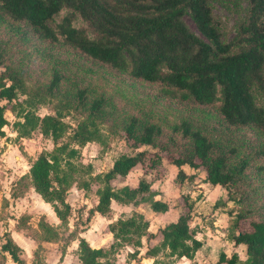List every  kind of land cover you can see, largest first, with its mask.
<instances>
[{
	"label": "trees",
	"instance_id": "1",
	"mask_svg": "<svg viewBox=\"0 0 264 264\" xmlns=\"http://www.w3.org/2000/svg\"><path fill=\"white\" fill-rule=\"evenodd\" d=\"M215 1L218 0H0V33L2 26H9V32L30 35L48 47L64 46L116 74L156 84L159 91L178 102L213 105L226 128L253 133L254 153L264 157V109L254 103L251 92L253 85L264 86V0H245L243 16L227 42L221 39L211 12ZM63 9L66 14L52 25L53 17ZM184 14L200 37L186 27ZM76 15L85 27L72 25ZM5 53V41L0 39V136L8 125L14 139L28 138L38 131L53 145L50 150L38 152L16 182L24 189L30 186L48 203L59 224L51 226L40 218L36 229L23 225L25 232L36 241L60 240L61 254L66 244L76 239L80 264H114L123 245L134 248L129 256L136 261L137 248L142 246L145 258L167 249L170 256L191 259L201 241L189 226L193 201L187 193L181 194V208L173 221L150 231L140 213L120 214L106 225L112 242L90 247L78 235L88 219L94 212L108 216L111 200L132 205L144 201L151 183L160 176L162 156L148 150L121 153L105 171L93 173L89 163L77 161V147L88 142L103 144L102 122L112 129L111 135L120 131L132 149L149 146L165 150V144L173 142V133H178L183 142L176 152L166 156L177 168V185L194 176L186 175L182 165L192 169L200 166L204 172L202 181L225 189L247 178L248 157L235 159L233 148L228 154L219 141L209 139L186 119L171 124L166 141L161 143L163 130L158 124L125 112L115 118L105 109L106 98L88 96L84 88L61 93L62 77L54 68L48 81L31 95L21 69L6 63ZM51 98L57 100L52 106L54 111L38 115L36 105L48 104ZM74 107L80 118L69 133L62 111ZM6 110L15 117L11 124L3 115ZM135 169L139 172L136 182L124 184L126 175ZM71 186L83 196L95 187L96 200L86 210L85 218L75 216L69 228L73 209L65 197ZM169 206L158 199L149 201V208L156 213L167 211ZM242 216L237 213L228 220L227 238L235 246H244L245 258L239 261L235 253L226 258L220 252L215 264H264V217L251 220L249 230L234 233ZM0 238V260L5 254L16 264H42L37 255L26 263L20 248L7 234Z\"/></svg>",
	"mask_w": 264,
	"mask_h": 264
},
{
	"label": "rangeland",
	"instance_id": "2",
	"mask_svg": "<svg viewBox=\"0 0 264 264\" xmlns=\"http://www.w3.org/2000/svg\"><path fill=\"white\" fill-rule=\"evenodd\" d=\"M244 7L245 0H218L211 3V12L216 21L221 39L224 42L230 40L235 33L237 24L243 16ZM66 12L64 9L60 10L53 17L52 25L58 23ZM182 21L189 30L200 37V34L186 14L182 16ZM72 25L85 27L84 21L77 15L72 20ZM2 27L0 33L2 37L0 39L5 41V62L12 63V65L21 69L25 85L31 95L35 93L37 88L48 81L50 72L54 68L62 77L59 83L61 93H68L73 90L75 92L76 89L84 88L88 96L106 98L107 106L105 109L111 112L113 117L116 118L125 112L137 117H144L148 121L158 124L163 130L161 143L166 141L170 133L171 124L186 119L199 128L209 139L219 141L221 145L228 149V154H232L230 150L233 148L235 159L248 157V166L245 168V172L248 174L247 178L243 181H236L235 184L226 189L222 186H216V188H209L208 186L207 189L201 188L199 185L202 182L201 177L204 172L200 166L195 169L185 166V170L188 173L194 171V176L191 179L187 178L180 185H175L172 181L174 180V183L177 184L175 178L176 169L166 156L170 151L176 152L177 147L183 142L178 133H173V142L172 144L167 142L165 150L149 146H140L132 149L122 139L120 131L116 135H111L112 129L107 123L102 122L100 124V132L104 135L105 142L103 144L88 142L81 147H77L79 151L77 161L89 163L92 166L93 173H99L105 171L111 165L113 159L121 153H130L138 150L160 153L162 156L160 176H157V179L155 178L151 184L155 185L154 182L156 180L164 181L162 183L164 186V198L165 201L170 203L167 211L172 213V219L180 211L181 194L189 192V199L193 201L192 218L189 226L193 230L194 237L205 243L204 249L206 252H203L204 250L202 249V252L195 254L196 250L191 259L180 260L181 257L176 256H174L175 258H168L170 255L163 251L157 254L158 258L153 261L143 260L137 262L136 259L134 261V259L128 257V264H174L176 261L178 264H183L182 262L184 261H186V264H215L220 252L224 253L226 258L231 253H235L239 261L245 258L244 246L230 244L231 242L227 235L229 233L228 220L234 218L237 213L243 216L239 220L234 233L249 230V222L251 220H256L260 216L264 217V157L255 155L253 150L255 140L251 131L239 128H226L221 123L213 105L201 106L190 101L178 102L159 91L156 84L141 82L131 79L127 75L116 74L104 65L93 63L89 59L77 55L75 51L67 50L64 46L48 47L45 44L38 43L30 35L23 36L20 32H9V26ZM1 70L2 67L0 66ZM251 92L254 103L264 109V86L260 88L253 85ZM54 104H57V100L56 98H51L48 104L36 105L35 112L40 116L52 113ZM62 113L64 114L62 120L68 125L67 131L70 133L75 127L77 119L80 118V113L76 107L69 110L64 109ZM3 115L8 124L15 120L13 114L7 110L4 111ZM2 131L0 150L3 151L4 142H9L8 144H11L14 148V153L21 157V164L17 166L21 170L28 168L29 161L38 152L50 150L53 146L50 139L43 137L38 131H33L30 137L22 139H14V136L9 137L8 135L14 132L11 131L8 125L4 126ZM258 166H263V169H259ZM130 173L128 179H125L123 183L131 184L136 181L139 172L135 169ZM147 177H152V174H148ZM94 188L86 194L85 198L79 193L81 199L78 198L74 191V196L70 197L73 199L71 206L74 210L71 215L72 219L75 216L81 217L82 220L85 218L86 209L95 200ZM67 193L69 192H66V195ZM144 196L145 200L141 203L145 207H148L151 200H161V196L154 195L150 189ZM221 196L224 197L223 200H221ZM228 196L231 200L228 199ZM144 206L142 207L144 208ZM132 210L133 208L127 211L130 212ZM113 212H117V210H113ZM152 219L151 216L147 219L149 223L148 229L154 231L158 224ZM164 219L163 217L159 221L163 222ZM213 221L215 226L212 224ZM213 229L217 231H213ZM156 241L155 238L154 242ZM220 264L225 263L222 262Z\"/></svg>",
	"mask_w": 264,
	"mask_h": 264
},
{
	"label": "crops",
	"instance_id": "3",
	"mask_svg": "<svg viewBox=\"0 0 264 264\" xmlns=\"http://www.w3.org/2000/svg\"><path fill=\"white\" fill-rule=\"evenodd\" d=\"M8 136L12 137L14 136V133H10ZM8 143L4 142L5 147L3 151L0 150V237L4 233L7 234L14 242V244H16L20 248L21 257L24 259L26 263H30L34 261L35 255H37L39 261L42 264H80L77 256L78 249H77L76 239L70 240L64 247V251L61 254L60 240L55 242L36 241L32 239L25 232L23 225H27L33 229H36L37 222L40 218H42L45 222H47L51 226H57L59 224V220L55 216L50 205L42 201L41 198L33 191V189L30 186L24 189L23 186H19V184L16 182L21 175L26 173L27 169L21 170L17 168V166L21 164L20 163L21 157L18 154L14 153L13 146ZM11 156H12V161H11ZM185 166L186 165H182L181 169L186 175L194 174V171L188 173L185 170ZM174 168L177 171V168L175 166ZM130 174L131 173L126 175L125 177L126 180L128 179ZM203 176L201 177L202 179ZM163 182L164 181L156 180L154 182L155 185L152 184L150 185V190L154 193V195L155 194H157L158 196L160 195L161 201H165L164 198L165 195L163 193L164 186L162 184ZM133 183L129 184L125 182L124 184L133 185ZM172 183L177 185L176 183H174V180L172 181ZM199 186H201V188L207 189L208 186L209 188H216V186L218 185H211L207 182L202 181ZM74 191L76 192L78 198H80L79 192L76 190L74 186H71L67 190V192L69 193H67L65 198L66 202L70 206H72L73 204L72 203L73 199H71L70 197L74 196ZM187 194L189 195V192H187ZM85 197L86 195L84 196V198ZM220 198L221 200H223L224 197L221 196ZM95 200L93 204L95 203ZM165 202L168 203V201ZM92 205L90 207H92ZM109 206H110V212L108 216H102L99 213L94 212L92 216L88 219L84 229L78 233V235L83 237L88 243V245L92 248L104 247L112 242L111 234L106 230V225L107 223L115 220L120 214H129L131 212H137L140 213L144 219L145 218L149 219L151 216L153 218L152 220H154V222L158 224L157 225L158 227H161L164 224L171 222L175 219V218L172 219L171 212L166 211L163 213H156L150 210L149 205L148 207H145L143 203H138L137 205L119 204L111 200ZM142 206H144V208ZM131 208H133V210L128 212L127 210ZM113 210H117V212H113ZM163 217L165 218L164 221L160 222L159 220H162ZM20 220H22V222H20ZM73 222H74V218L72 219V217H70L67 223L69 228L72 227ZM212 224L213 226H215L214 221L212 222ZM213 231H217V230L213 229ZM195 238L197 239V237ZM142 242H144L143 238H142ZM0 243H1V238H0ZM204 247H205V243H202L201 241V245L197 249L195 254H197L198 252H202L201 251L202 249L204 250L203 252H206ZM133 250L134 248L132 246L123 245L119 250V253L116 255L114 264H128L127 263L128 257L131 258L129 254L132 253ZM137 251H138V254H136V258H138L137 262L139 261L141 262L143 260L153 261L154 259L158 258L157 254L163 251L166 254H168L167 249H164L158 252L154 257L145 258L142 256L144 252V246L137 248ZM173 257L174 256H168V258H173ZM181 259L186 260L187 258L181 257L180 260ZM182 263L186 264V261ZM0 264H16V263L11 261L8 258V256L4 254V257H2L0 260ZM174 264H178L177 261Z\"/></svg>",
	"mask_w": 264,
	"mask_h": 264
}]
</instances>
